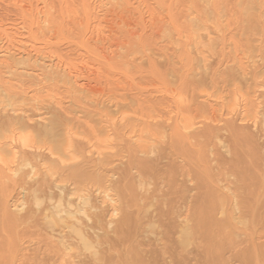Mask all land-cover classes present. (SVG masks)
<instances>
[{"label": "bare ground", "instance_id": "obj_1", "mask_svg": "<svg viewBox=\"0 0 264 264\" xmlns=\"http://www.w3.org/2000/svg\"><path fill=\"white\" fill-rule=\"evenodd\" d=\"M36 1L30 27L55 36ZM89 1L84 37L103 57L164 65L139 44L153 16L137 0ZM199 1L185 29L151 20L182 52L147 90L161 110L0 26V264H264V0L239 5L237 43L220 4Z\"/></svg>", "mask_w": 264, "mask_h": 264}, {"label": "rangeland", "instance_id": "obj_2", "mask_svg": "<svg viewBox=\"0 0 264 264\" xmlns=\"http://www.w3.org/2000/svg\"><path fill=\"white\" fill-rule=\"evenodd\" d=\"M34 1V2H33ZM129 1V0H128ZM141 1V3H139ZM156 1V2H155ZM185 1V2H184ZM30 2V4L28 5V7L29 6H31L32 8L33 7H35L36 8V6H37V4L35 5V3H37V1L36 0H29L28 1V3ZM135 2H136V0H130V3H132V4H135ZM151 2V3H150ZM198 0L197 1H190V0H137V3L135 4V5H132V7L134 6V8H135V10H137V11H140L141 10V8L143 7V9L142 10H145V11H147L148 13H151L150 15L151 16H153L152 18H151V20L154 18V19H156V20H153L152 22H156V24L158 23V21L159 20H157V19H160V16H161V18H163V16H164V18L163 19H166V20H172V23H174L175 24V26L176 25H178L177 26V28H179V26H180V28L182 27V29L187 25L186 23H187V15L190 13L189 11H192V10H194V9H197V10H201L202 9V7H200L199 8V5L201 4V2L199 1L198 3ZM216 2H218V5L220 6V7H222V8H220V9H225L224 11L225 12H223V10L221 11L220 9V11H221V13H224L225 14V16L227 17H225L224 19H225V21H227V24H225L226 22L224 21V24H225V28H226V26H227V33H229V37L228 38H230V40H231V37H232V40H233V38H234V41H236L235 40V38L237 39L238 38V30H236V29H238V15H239V12L240 13H242V9H240L239 7H241L243 4H244V2H245V0H216ZM238 2V3H237ZM12 3V4H11ZM39 3V7H41V6H43L42 8L44 9V10H47V14L51 17L52 16V20H53V22H54V25H55V30H54V32L55 33H53V34H55V36H53V35H51V34H49V32H48V34H47V32L46 31H44V32H41V31H39V28H37V26L35 25V28H33L34 26V24H32V18H33V13H34V11H35V9L33 8H31L30 9V7H29V10H27V9H21V8H19L18 6H17V9H16V5H14V3L12 2V1H10V0H0V26L3 24V25H5V26H9L10 27V24H12V26L11 27H16L17 26V28H19V27H21V26H25V27H28V28H25V29H20L23 33H24V37L25 38H28V39H30V40H33L34 42H38L37 44H39V42L41 43L40 45H43V43H46V44H44V45H47L48 47H47V50H49V51H52L54 54H56L57 56H59V58L60 59H62V60H64L65 62H67V63H69V64H79V63H82L83 61L85 62H91L92 60H93V62H91L92 64L94 63V65H96V69H97V72H96V74H95V76H96V78H98V80L99 81H101L100 83H101V85L102 86H104V87H107L108 89H110V88H112V90H115V88H116V92L117 93H119V91H120V88H122L121 89V91H120V93L119 94H121V93H123V92H128V93H126V94H129V93H131L130 95H132V92L133 93H135L138 97H142V99L144 98H146L145 100H150L151 101V103H150V101H149V103H147L148 104V106H149V104H150V106H152L154 109H155V107L153 106V105H151V104H153V102L152 101H154V102H156L154 105L157 107V108H160L159 110H161V109H163L162 108V106H161V104H164V103H162V102H164L165 101V99L164 100H160V99H162L163 98V96L162 97H160V95H162L161 93H159L160 95H155V97H158V98H156V99H159V100H155V98L153 99V95L155 94H151L150 92H149V94L151 95V96H153V97H150V95L148 94V91L147 90H150V89H153L154 87H156L157 86V88L160 86V87H168V85L166 84V86H165V84H164V82L167 80L168 81V79H167V77H166V75L164 74L166 71H167V69H165L164 70V68H163V71H164V73L162 72V67H164L165 66V64H166V68H168L169 66V63H168V61L170 60H174L173 58L174 57H177L178 56V58L179 57H182V55H181V53L182 52H178V55L176 54L175 56H174V52H175V49H174V47H173V44H170L169 43V41L163 36H160V35H162V34H159L158 32H157V30H156V28H155V22L153 23V24H151L152 22H151V20H149L148 18V23H147V25H145L144 27H143V34H142V36H141V39H140V41L142 42H145V44H143V42L142 43H140L139 42V44H141L142 45V47H148V49H153V51L155 52V51H157L156 52V54H161L162 56H160V58L158 57V58H155V59H153L152 61H155L156 59L158 60V61H162V62H165L164 63V65L162 64V63H159V62H152V64H150L149 66H147L146 64H142V65H140V64H137V63H135V64H137L139 67H141V66H144V67H142L143 68V70H142V68H140V69H137V71H136V69L135 70H133L135 67H137V65H133L131 68L132 69H130V67L129 68H127V66H123L122 64H123V62H122V64H121V62L120 61H122L120 58H117L118 56H115V55H117V54H111V55H109V56H106V57H103L102 56V54H101V52L99 51H97L96 49L97 48H95L96 46H94L93 45V43H91L90 41H88L87 40V38L86 37H84V28H85V24H84V20H85V18L87 17H90V16H94L93 14H92V7L90 6V1L89 0H79V1H76V0H66V1H64V0H41V1H39L38 2ZM42 3H44V4H42ZM50 3V4H49ZM72 3V4H71ZM142 3H144L143 4V6H142ZM197 3V5H195ZM140 6H139V5ZM145 4H146V8H145ZM194 4V5H193ZM217 4V3H216ZM228 4V5H227ZM41 5V6H40ZM68 5H70V6H68ZM155 5V6H154ZM217 5V6H218ZM232 7H231V6ZM239 5H241V6H239ZM50 6H51V8H50ZM160 6V7H159ZM185 6V7H184ZM187 6V7H186ZM197 6V7H196ZM201 6H202V4H201ZM219 6H218V8H219ZM27 7V8H28ZM54 7V8H53ZM81 9H80V8ZM140 9H139V8ZM151 7V8H150ZM230 7V8H229ZM137 8V9H136ZM232 8V9H231ZM237 8V9H236ZM60 9V10H59ZM77 11H75V10ZM84 9V10H83ZM149 9L152 11V12H149ZM172 9V10H171ZM229 9V10H228ZM83 10V11H82ZM232 10V11H231ZM21 11V12H20ZM31 11H32V14H31ZM62 11V12H61ZM64 11H65V13H64ZM75 11V12H74ZM78 11H80V12H78ZM154 11V12H153ZM156 11V12H155ZM228 11V12H227ZM235 11V12H234ZM58 12V13H57ZM75 14H74V13ZM146 12V13H147ZM181 12V13H180ZM185 12V13H184ZM188 12V13H187ZM76 13H78V15L76 14ZM98 13H102V12H98ZM160 14V15H158V14ZM174 14V16H172L173 14ZM183 13V14H182ZM29 14V15H28ZM70 14V15H69ZM73 14V15H72ZM80 14H82V15H80ZM232 14V15H231ZM237 16H235V15ZM32 17H31V16ZM149 15V17H151ZM176 15V16H175ZM22 16V17H21ZM63 16V17H62ZM178 16V17H177ZM24 17V18H23ZM54 17V18H53ZM69 17H70V19H69ZM158 17V18H157ZM181 17V18H180ZM23 18V19H22ZM27 18V19H26ZM91 18V17H90ZM171 18V19H170ZM179 18V19H178ZM65 19V20H64ZM82 19V20H81ZM182 19V20H181ZM223 19V20H224ZM24 20H25V22H24ZM26 20H28V21H26ZM63 20V21H62ZM68 20V21H67ZM77 20H79L80 22L82 21V23H80L79 24V21H77ZM237 21V23L235 24L234 23V21ZM57 21V22H56ZM65 21V22H64ZM181 21V22H180ZM183 21V22H182ZM230 21V22H229ZM232 21V22H231ZM235 21V22H236ZM24 22V23H23ZM76 22V23H75ZM6 23V24H5ZM25 23H27V24H25ZM59 23V24H58ZM65 23V24H64ZM67 23V24H66ZM70 23V24H69ZM179 23V24H178ZM183 23V24H182ZM8 24V25H7ZM31 24V25H30ZM149 24H151L150 26H149ZM99 28H102V27H104V22L102 21V22H97V24H96ZM30 26H33L32 28L30 27ZM149 26V27H148ZM153 27V28H150V27ZM232 26V27H231ZM146 27H148L149 29H147ZM187 27V26H186ZM235 27V28H234ZM36 28H37V30H36ZM116 29H115V31H114V35L115 36H118V37H120V38H123L124 36H125V34L124 33H122V31L120 30L121 28H119L118 26H116L115 27ZM146 28V29H145ZM179 28V29H180ZM235 29V33H234V29ZM26 29H28V30H26ZM72 29H73V31H72ZM80 29V30H79ZM82 29V30H81ZM185 29V28H184ZM230 29V30H229ZM43 31V30H42ZM231 31V32H230ZM236 31H237V33H236ZM32 32V33H31ZM115 32H117V33H115ZM148 32V33H147ZM46 33V34H45ZM226 33V34H227ZM150 34V35H149ZM158 34V35H157ZM49 35H51V36H49ZM28 36V37H27ZM40 36V37H39ZM52 36H53V39H52ZM148 36V37H147ZM39 37V38H38ZM126 37V36H125ZM51 38V39H50ZM82 41H81V40ZM162 39L164 40V41H162ZM42 41V42H41ZM53 41L54 42H56V43H53ZM72 41V42H71ZM79 41V42H78ZM149 41V42H148ZM48 42H50V43H48ZM59 42V43H58ZM75 42V43H74ZM78 42V43H77ZM162 42V43H161ZM168 42V43H167ZM238 42V40L236 41V43ZM58 43V44H57ZM133 43V44H132ZM151 43V44H150ZM77 44V45H76ZM157 46H156V45ZM165 44H167V45H165ZM134 45H137L135 42H132V41H130V46H134ZM149 45H151L150 47H149ZM160 45V46H159ZM170 45V46H169ZM172 46V47H171ZM79 47V48H78ZM170 47V48H169ZM54 48V49H53ZM58 48V49H57ZM162 48V49H161ZM167 48V49H166ZM173 48V49H172ZM53 49V50H52ZM151 49V50H152ZM155 49V50H154ZM170 49V50H169ZM86 50V52L84 53V51ZM61 51V52H60ZM94 52V53H93ZM97 52V53H96ZM81 53V54H80ZM167 55H166V54ZM87 56H86V55ZM94 54V55H93ZM179 54L181 55V56H179ZM76 55H78L77 57H76ZM100 55V56H99ZM171 55V56H170ZM62 56V57H61ZM64 56V57H63ZM73 56V57H72ZM80 56V57H79ZM83 56V57H82ZM89 56H91V57H89ZM95 56V57H94ZM173 56V57H172ZM79 57V58H78ZM95 59H94V58ZM99 57V58H98ZM110 57H112V58H110ZM155 57H157V56H155ZM72 58V59H71ZM117 58V59H116ZM66 59H68V60H66ZM98 59V60H97ZM77 60V61H76ZM91 60V61H90ZM165 60V61H164ZM176 60H177V58H176ZM117 61V62H116ZM74 62V63H73ZM108 62H110V63H108ZM90 63V64H91ZM98 63V64H97ZM104 63V64H103ZM157 63H159L158 65H157ZM100 64V65H99ZM113 64V65H112ZM155 64H156V66L158 67H156L155 66ZM161 64H162V66H161ZM93 65V66H94ZM112 65V66H111ZM152 65H153V68H152ZM101 66H103V67H101ZM120 66H121V68H120ZM135 66V67H134ZM161 66V67H160ZM150 67V68H149ZM118 68V69H117ZM127 68V69H126ZM105 69V70H104ZM121 69V70H120ZM130 69V70H129ZM114 72H113V71ZM127 70V71H126ZM109 71V72H108ZM121 71H123V72H121ZM131 71V72H130ZM160 71V72H159ZM136 72V74L134 75V73ZM163 74H162V73ZM121 73H122V75H121ZM127 73V74H126ZM131 73V74H130ZM156 73V74H155ZM159 73V74H158ZM160 73H161V75H165L164 77L166 78V80L164 81V80H160V81H164L163 82V86H161L162 84H159V79H160V77L161 78H164L163 76H161L160 75ZM112 74V75H111ZM117 74H120V75H117ZM99 75V76H98ZM100 75H102V76H100ZM107 75V76H106ZM110 75V76H109ZM144 75V76H143ZM119 76V77H118ZM142 76V77H141ZM160 76V77H159ZM117 77V78H116ZM143 77H145V78H143ZM157 77V78H156ZM139 78V79H138ZM164 78V79H165ZM101 79V80H100ZM150 79V80H149ZM152 79H153V81H155V82H153L152 81ZM110 80V81H109ZM125 81V82H124ZM142 81V82H141ZM110 82V83H109ZM119 82V83H118ZM123 82V83H122ZM141 82V83H140ZM126 83V84H125ZM156 83V84H155ZM162 83V82H161ZM142 84V85H141ZM156 85V86H154V87H152L153 85ZM159 84V85H158ZM125 85H127L126 86V88H125ZM129 85V86H128ZM114 86V87H113ZM106 88V89H107ZM114 88V89H113ZM138 88V89H137ZM142 88V89H141ZM117 89H119V91H117ZM125 89V90H124ZM131 89V90H130ZM145 89V90H144ZM54 90V92L56 91H58L57 89L55 90V89H53ZM111 90V89H110ZM128 90V91H127ZM123 91V92H122ZM58 92H60V91H58ZM57 92V93H58ZM141 94V95H140ZM147 94L149 95V97L147 96ZM58 95H59V93H58ZM63 97V94L61 93V95H59V97ZM144 96V97H143ZM140 97V98H141ZM150 98H152V99H150ZM147 104L145 105V106H147ZM164 106V105H163ZM157 108H156V110H157Z\"/></svg>", "mask_w": 264, "mask_h": 264}]
</instances>
